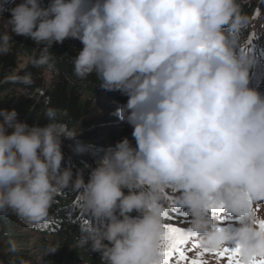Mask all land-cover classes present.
Returning a JSON list of instances; mask_svg holds the SVG:
<instances>
[{
  "label": "clouds",
  "instance_id": "1",
  "mask_svg": "<svg viewBox=\"0 0 264 264\" xmlns=\"http://www.w3.org/2000/svg\"><path fill=\"white\" fill-rule=\"evenodd\" d=\"M9 12L0 55L12 48L10 33L29 37L45 45L33 66L51 68L53 42L79 39L74 74L95 73L102 89L127 95L116 115L132 126L136 146L127 137L108 146L85 183L61 167L66 134L55 109H47L45 125L0 109V215L10 210L40 222L71 186L86 214L108 218L102 229L80 226V243L98 252L101 264H154L170 186L202 248L232 242L244 262L264 256L253 207L264 202V95L248 86L254 57L238 46L247 23L238 0H21ZM10 79L32 83L30 73ZM133 181L143 187L125 194L122 186ZM221 204L237 218L232 230L218 225L214 208ZM134 209L139 216L129 215ZM9 250L17 251L15 241Z\"/></svg>",
  "mask_w": 264,
  "mask_h": 264
},
{
  "label": "trees",
  "instance_id": "2",
  "mask_svg": "<svg viewBox=\"0 0 264 264\" xmlns=\"http://www.w3.org/2000/svg\"><path fill=\"white\" fill-rule=\"evenodd\" d=\"M20 2L21 0H0V32L6 30L9 9ZM40 3L47 6L49 0H40ZM238 3L242 13L247 16V23L237 36L238 46L251 49L250 54L254 57V62L249 67V75L256 73L263 84L264 2L262 8L256 6L253 0H238ZM253 18L256 19L255 25H248ZM10 36L11 50L0 55V109H14L17 113L16 119L28 125H45L49 123L47 109L53 108L56 110L55 122L73 132L75 138L85 145L114 146L117 141L127 137L130 144L136 146L132 126L126 122L121 123L120 119L115 120L108 116L100 126L89 127L85 124V118L93 107V95L103 92L123 103L127 102L128 97L120 91L102 89L95 73L83 79L74 74L72 60L83 47L79 39L68 37L62 43L53 42L48 50L52 63L49 68L34 67L32 64V60L42 54L45 45H36L29 37L11 33ZM26 73L31 74V84L10 79L14 75L23 76ZM61 152V167L70 168L73 178L77 173L81 174L87 183L90 176L88 167L96 165L91 162L90 156H78L76 152L63 146ZM141 187L143 186L124 185L122 191L127 194L129 191H138ZM139 213L134 209L129 215ZM115 215L119 216L118 208ZM90 223L102 229L108 223V218L86 214L81 207L78 192L71 186L56 194L48 216L40 222H27L9 210L8 214L0 215V264H8L12 258L26 256V250L19 246L16 252L9 250V242H19L21 235L13 233L17 232L14 227L42 234L39 242L43 247V264H101L99 253L91 251L87 244L80 243V226ZM48 235H53L54 238L46 240Z\"/></svg>",
  "mask_w": 264,
  "mask_h": 264
},
{
  "label": "rangeland",
  "instance_id": "3",
  "mask_svg": "<svg viewBox=\"0 0 264 264\" xmlns=\"http://www.w3.org/2000/svg\"><path fill=\"white\" fill-rule=\"evenodd\" d=\"M255 5L260 6V8L263 7V2L264 0H253ZM256 22V19L253 18L250 20L249 24L250 26H254ZM256 90L261 94L264 95V84L261 85ZM94 99L93 107L90 111V113L87 115L85 118V124L88 125L89 127L96 126V125H102L105 120L104 118L111 116L115 120H119L120 118L116 115V110L126 104L123 102L116 101L112 99L110 96H108L106 93L100 92L97 93L96 95H93L92 97ZM108 120V119H107ZM106 120V121H107ZM121 123L126 122V120H121ZM127 123V122H126ZM64 131L66 135H62L60 137L61 141V146L65 147L69 151H74L78 156H83V155H88L90 156L91 162L96 164V161L92 156L90 155L91 150H97L98 147L95 146H90V145H85L82 142H80L78 139L75 138V135L73 132L67 131L64 127L60 126ZM87 146V147H86ZM101 151V150H100ZM102 152V151H101ZM103 154V152H102ZM99 155V154H95ZM96 158H99V156H95ZM96 166V165H95ZM91 166L88 167V171L91 172V170L95 167ZM134 186H138V183L133 181L132 184ZM142 186V185H141ZM176 201V199H175ZM138 215H132L133 217L139 216ZM166 223H173L176 226H181L187 229L189 222L187 221H182L179 217H172V215H167L164 219V224ZM17 232L13 233H19V239L15 241L16 245L21 247L22 249L26 250V256L25 259L30 261V264H43L44 262V255L42 253L43 247L40 246V236H42L41 233L34 231V230H28V229H21V228H16ZM53 235H48L46 236V240H51L53 239ZM188 248L191 249L190 255H193L197 252L198 248H192L191 244H188ZM170 257H168L169 259Z\"/></svg>",
  "mask_w": 264,
  "mask_h": 264
},
{
  "label": "snow or ice",
  "instance_id": "4",
  "mask_svg": "<svg viewBox=\"0 0 264 264\" xmlns=\"http://www.w3.org/2000/svg\"><path fill=\"white\" fill-rule=\"evenodd\" d=\"M180 205L177 203L172 204V209L175 211ZM224 209L223 204L215 206L216 212ZM259 227L264 229V219L259 221ZM159 258L154 264H169L168 257L178 254L181 264H206L202 259L205 253H214L215 256L226 258L227 264H264V256L253 257L252 259L244 262L240 258L239 245L232 248L224 246L218 249L202 248L199 244V238L196 234L189 232L181 226H176L173 223H166L163 225V231L159 237ZM192 242L194 247L202 249L197 251L196 257L189 258L185 254V246Z\"/></svg>",
  "mask_w": 264,
  "mask_h": 264
},
{
  "label": "bare ground",
  "instance_id": "5",
  "mask_svg": "<svg viewBox=\"0 0 264 264\" xmlns=\"http://www.w3.org/2000/svg\"><path fill=\"white\" fill-rule=\"evenodd\" d=\"M258 47V46H257ZM260 85H262V83H259ZM105 149H103V151H104ZM102 151V152H103ZM102 152L101 151H96V153L95 154H99V155H95V156H102L103 154H102ZM99 159V158H98Z\"/></svg>",
  "mask_w": 264,
  "mask_h": 264
}]
</instances>
